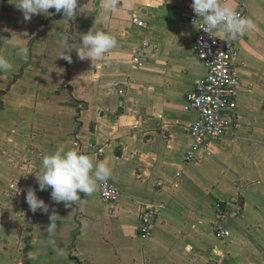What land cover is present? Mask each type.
<instances>
[{
  "label": "crops",
  "instance_id": "crops-1",
  "mask_svg": "<svg viewBox=\"0 0 264 264\" xmlns=\"http://www.w3.org/2000/svg\"><path fill=\"white\" fill-rule=\"evenodd\" d=\"M226 2L256 24L238 42L237 126L188 162L198 113L185 106L207 73L194 50L190 0H120L109 22L102 0H80L75 48L98 27L118 41L92 62L70 51L62 13L25 21L0 0V56L13 65L0 73V264H264V0ZM61 148L107 164L118 200H102L101 182L67 207L50 188L41 191L42 158ZM29 189L48 213L31 211ZM217 202L229 238L212 228ZM151 203L160 211L144 236L141 216Z\"/></svg>",
  "mask_w": 264,
  "mask_h": 264
},
{
  "label": "clouds",
  "instance_id": "clouds-1",
  "mask_svg": "<svg viewBox=\"0 0 264 264\" xmlns=\"http://www.w3.org/2000/svg\"><path fill=\"white\" fill-rule=\"evenodd\" d=\"M9 2L23 13L25 21H30L37 14L51 15L49 9H55V13H62L65 20H69L80 9L77 6L78 0H9ZM191 7L196 16L202 18L204 25L202 29L208 34L222 31L229 39L236 40L256 28L251 18L239 15L226 0H193ZM102 10L103 21L109 22L112 16L121 10L120 0H102ZM81 41L80 50L74 45L71 48L77 50L80 59L87 58L91 62L103 60L118 44L113 34L99 27L95 31L91 29L83 34ZM25 51L23 48L18 49L20 54H24ZM63 57L71 62L69 55ZM12 67L7 58L0 56V73ZM93 67L102 70L104 65L96 63ZM111 175L112 170L107 164L103 162L94 164L88 155L75 148L67 150L61 148L43 156L42 167L39 175H36V180L41 191L50 188L52 200L56 203L64 202L67 207L81 201L80 193L86 195L94 193L98 182H106ZM26 202L33 213L37 210L43 213L49 211V206L39 199L32 189L27 191ZM50 220L48 232L52 233L56 228L54 214L50 216Z\"/></svg>",
  "mask_w": 264,
  "mask_h": 264
},
{
  "label": "built area",
  "instance_id": "built-area-1",
  "mask_svg": "<svg viewBox=\"0 0 264 264\" xmlns=\"http://www.w3.org/2000/svg\"><path fill=\"white\" fill-rule=\"evenodd\" d=\"M191 4L193 0H190ZM243 3L245 0H239ZM237 13L246 17L245 9L240 7ZM188 20L197 26V35L194 42V50L198 58L207 67V73L196 81L194 91L189 94L185 109L197 111L198 119L189 127L191 143L185 155L188 162L196 161L202 150H208L213 141L226 136L237 126L238 93L242 81L238 67L240 38L229 39L226 35L220 36L213 32L208 34L203 31V20L197 17L192 7ZM134 21L145 26L146 23L135 18ZM135 62L141 65L143 62L139 56L134 57ZM101 198L106 203L118 200L119 189L110 181L101 182ZM234 206L233 202H228ZM227 205V206H228ZM217 217L213 221L212 228L219 237L229 238L231 232L223 225L226 216L222 202L216 203ZM160 211V205L146 204L141 216L140 232L148 236L152 232L154 220Z\"/></svg>",
  "mask_w": 264,
  "mask_h": 264
},
{
  "label": "water",
  "instance_id": "water-1",
  "mask_svg": "<svg viewBox=\"0 0 264 264\" xmlns=\"http://www.w3.org/2000/svg\"><path fill=\"white\" fill-rule=\"evenodd\" d=\"M79 4H80V0H78V5H77V6H79ZM77 14H78V11H77L76 15H77ZM76 15H74L73 18H74ZM73 18L69 19L70 24H71V29H70V33H69V38L71 39V41L73 42V45H74V41H73V39H72V34H73V30H74V21H73ZM52 20H54V19H50V20L48 21V24H49ZM73 45H72V46H73ZM70 51L73 53L74 48H71ZM17 78H18V75H16V76L14 77V80H13L12 83L10 84V87L13 85L14 81H15ZM3 92H4V91H1V92H0V95H1ZM1 105H2V104H1Z\"/></svg>",
  "mask_w": 264,
  "mask_h": 264
}]
</instances>
